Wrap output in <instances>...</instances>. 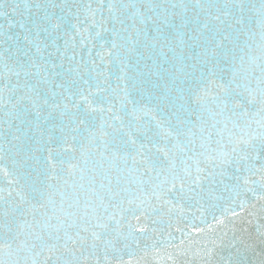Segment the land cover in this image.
<instances>
[{"label":"snow or ice","instance_id":"1","mask_svg":"<svg viewBox=\"0 0 264 264\" xmlns=\"http://www.w3.org/2000/svg\"><path fill=\"white\" fill-rule=\"evenodd\" d=\"M0 264H264V0H0Z\"/></svg>","mask_w":264,"mask_h":264}]
</instances>
